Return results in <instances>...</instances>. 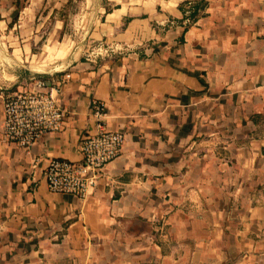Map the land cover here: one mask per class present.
<instances>
[{
  "label": "crops",
  "instance_id": "1",
  "mask_svg": "<svg viewBox=\"0 0 264 264\" xmlns=\"http://www.w3.org/2000/svg\"><path fill=\"white\" fill-rule=\"evenodd\" d=\"M196 1L87 11L81 54L113 52L50 73H69L61 129L0 137V264H264V0H202L192 19ZM91 98L121 153L85 198L51 192L47 160L80 161L95 131Z\"/></svg>",
  "mask_w": 264,
  "mask_h": 264
},
{
  "label": "built area",
  "instance_id": "2",
  "mask_svg": "<svg viewBox=\"0 0 264 264\" xmlns=\"http://www.w3.org/2000/svg\"><path fill=\"white\" fill-rule=\"evenodd\" d=\"M188 21V19H187ZM113 52L102 43H97L87 53L89 60L96 62L104 53ZM64 77L47 79L36 77L34 87L8 91L0 86L3 103V120L0 137L3 142L16 143L29 148L44 134L61 129L65 109L60 103V92ZM89 114L95 120V131L84 134L79 142L82 153L80 161L64 157H51L43 171L51 192L71 193L83 199L96 186L105 164L121 153L125 134L110 129L105 120L106 103L91 98Z\"/></svg>",
  "mask_w": 264,
  "mask_h": 264
},
{
  "label": "rangeland",
  "instance_id": "3",
  "mask_svg": "<svg viewBox=\"0 0 264 264\" xmlns=\"http://www.w3.org/2000/svg\"><path fill=\"white\" fill-rule=\"evenodd\" d=\"M104 2L0 0V86L23 89L35 77L49 78L73 56L85 57L94 45L81 54L87 33L83 24L91 17L87 11Z\"/></svg>",
  "mask_w": 264,
  "mask_h": 264
},
{
  "label": "trees",
  "instance_id": "4",
  "mask_svg": "<svg viewBox=\"0 0 264 264\" xmlns=\"http://www.w3.org/2000/svg\"><path fill=\"white\" fill-rule=\"evenodd\" d=\"M184 2V1H183ZM202 2V3H201ZM201 3V4H200ZM204 4V1L202 0H199V1H196V3H194L192 5V10L190 11L189 13V17H191L192 19L196 16L199 8L201 7V5ZM181 9L184 11V7L182 5H180ZM202 8V7H201Z\"/></svg>",
  "mask_w": 264,
  "mask_h": 264
}]
</instances>
